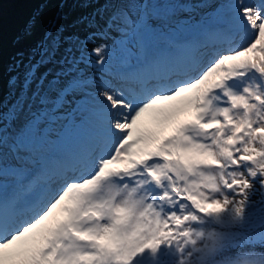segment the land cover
Segmentation results:
<instances>
[{
	"label": "snow or ice",
	"instance_id": "1",
	"mask_svg": "<svg viewBox=\"0 0 264 264\" xmlns=\"http://www.w3.org/2000/svg\"><path fill=\"white\" fill-rule=\"evenodd\" d=\"M76 2L0 3V264H264V0Z\"/></svg>",
	"mask_w": 264,
	"mask_h": 264
},
{
	"label": "rangeland",
	"instance_id": "2",
	"mask_svg": "<svg viewBox=\"0 0 264 264\" xmlns=\"http://www.w3.org/2000/svg\"><path fill=\"white\" fill-rule=\"evenodd\" d=\"M16 0H4V7H3V60L5 65L10 62V57L15 54L16 51H24L25 53L28 52V47L21 40L20 43L15 42V37L17 35L22 36V25L23 23L37 10H39L40 15L46 19H53L58 10L62 8V16L64 22H71L77 19L79 16L90 12L91 9H85L81 7L76 0H51V2L44 4L43 0H21V4L18 7H15ZM3 0H0L2 3ZM77 5V8H76ZM12 8V12L6 14L10 7ZM75 13L73 14V18H67V11L68 9H74ZM14 9V10H13ZM6 14V15H5ZM33 47L35 45H32ZM211 243V241H209Z\"/></svg>",
	"mask_w": 264,
	"mask_h": 264
},
{
	"label": "trees",
	"instance_id": "3",
	"mask_svg": "<svg viewBox=\"0 0 264 264\" xmlns=\"http://www.w3.org/2000/svg\"><path fill=\"white\" fill-rule=\"evenodd\" d=\"M15 4H16V5H15V7H18V6H20V4H21V0H16V1H15ZM15 7H14V6L10 7V10H9V11H8L6 14H9L10 12H12V11H11V10H12V8H14V9H15ZM14 9H13V10H14ZM6 14H5V15H6ZM72 15H73V13H71L69 16H70L71 18H73V16H72ZM4 17H5V16H3V19H4Z\"/></svg>",
	"mask_w": 264,
	"mask_h": 264
}]
</instances>
